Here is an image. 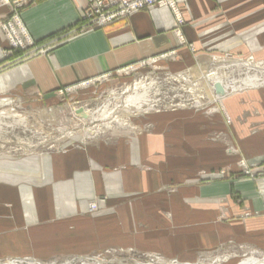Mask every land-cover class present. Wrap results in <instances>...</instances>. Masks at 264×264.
<instances>
[{"label": "crops", "instance_id": "obj_1", "mask_svg": "<svg viewBox=\"0 0 264 264\" xmlns=\"http://www.w3.org/2000/svg\"><path fill=\"white\" fill-rule=\"evenodd\" d=\"M87 9V0H0V96L49 105L152 64L179 75L215 55L264 58V0H179V18L149 8L98 29ZM12 25L45 50L13 55ZM244 91L224 99L226 122L161 112L142 121L150 131L111 142L0 157V262L117 252L199 264L225 250L264 254V90Z\"/></svg>", "mask_w": 264, "mask_h": 264}, {"label": "rangeland", "instance_id": "obj_2", "mask_svg": "<svg viewBox=\"0 0 264 264\" xmlns=\"http://www.w3.org/2000/svg\"><path fill=\"white\" fill-rule=\"evenodd\" d=\"M7 35L10 39L9 30H7ZM29 40V35L27 41L26 36L23 35V46L10 45L13 55L17 54L27 58L45 50V48L28 45ZM249 56L251 55L246 57L249 58ZM246 57L233 56L232 54L215 55L214 58H207L204 62L199 60L191 70L179 75L167 71L161 63L152 64L141 70L130 71L128 76L120 77L115 82L103 79L96 84L73 88L65 96H57L56 102L49 105L46 102L41 103L36 98L28 99L15 94L0 96V157L20 159L43 156L62 151L71 145L83 147L99 140L111 142L121 136L150 131L152 125L142 123L147 119L149 114L147 111L137 112L134 109L127 110L125 108L126 97L133 94L137 85H148L147 87H149L147 96L152 106H156V111H151V114L175 111L183 107L182 110L196 111L208 118L220 115L226 122L228 118L224 110L226 99L222 100L221 104L215 103L216 94H221L222 90L220 84L211 81L210 78L233 73L234 75L231 76L237 80H243L255 74L264 79V58L260 60L262 62L257 60L259 61L258 65L254 63L249 65L244 60ZM224 85L226 86V76ZM261 89L264 90V88ZM227 92L224 95L226 97L241 91L232 93L230 89H227ZM111 110H116V114H124L131 122L129 127L134 130L124 131L122 128L115 132L113 130L115 125H113V129L109 131H105V129L93 139L85 140V131L109 122L103 118L102 112ZM252 129V133H254L256 128ZM217 137L224 141L225 135L221 134ZM215 140L219 141L217 138ZM229 148L230 151L239 152L233 144ZM220 257L231 259L230 261L225 260L226 262L220 260L217 264H240L254 259L262 260L264 254L251 249H239L232 253H226L225 250L221 254L202 259L199 264H213L214 259ZM85 259L74 262L83 264L81 260H85L87 264H155L158 260L155 257L117 252L99 254ZM66 262L62 260L58 264ZM166 263H172V261Z\"/></svg>", "mask_w": 264, "mask_h": 264}, {"label": "bare ground", "instance_id": "obj_3", "mask_svg": "<svg viewBox=\"0 0 264 264\" xmlns=\"http://www.w3.org/2000/svg\"><path fill=\"white\" fill-rule=\"evenodd\" d=\"M218 59H220V58H218ZM261 59H262V57H261ZM244 60H245V62H248L249 65L252 64V63L258 65V62L260 61V60L257 61L258 59L254 58V57H249V58L246 57ZM260 62H262V61H260ZM231 75H234V74L233 73H230V74L226 73V75H217V76H212L210 78L211 81H214V82L220 84V89L222 90L221 94H218V93L216 94L217 96L214 99L215 100V103L216 102H221L222 100H224L226 98V96H224V95L226 94L227 89H230V91H232V93H236L238 91H243L245 89H261V88H264L263 87L264 86V79L262 77L259 78L258 77V74H255L254 76H248L247 78H245L243 80L242 79L241 80H237L236 78H234ZM225 76H226V86L224 85ZM147 86H145V85H137L136 88L134 89L133 94H131L130 96L126 97V101L125 100L124 101H125V108L127 110H129V109H132L133 110L134 109L137 112L147 111L149 113L148 114L149 116H152L153 115L150 112L151 111H156L155 110V107L156 106H154V105L152 106V104L150 102V99L147 96L148 95V91H149V87H147ZM217 88H215L216 92H218L217 91ZM182 108L179 109V110H182ZM115 111L116 110H111L110 112H108V111L102 112L103 118L105 120H108L109 122L106 121L107 123L105 125H101L100 127H97L95 129H90V130L85 131V133H86L85 140L86 139H93L97 135L101 134L103 132V130H105V129H106L105 131H109V130L113 129V125H115L114 126V129H113L115 132L117 130H119V129L122 130V128H123L124 131L134 130V129H132V127H129L131 125V122L127 120L126 116L124 114H121V115L118 114V113L116 114ZM143 122H144V120H143ZM85 260H81V262L83 264H87L86 261H88V260H86V261ZM19 261H17V260L16 261L11 260V261H8L6 263H1V264H43V263L35 262L34 260H19ZM74 261L75 260H70V261H67L64 264H76ZM52 264H57V263H52ZM155 264H167V263L166 262L157 261V262H155ZM240 264H264V257H263L262 260H256V259H254V260H249V261H246V262H243V263H240Z\"/></svg>", "mask_w": 264, "mask_h": 264}, {"label": "built area", "instance_id": "obj_4", "mask_svg": "<svg viewBox=\"0 0 264 264\" xmlns=\"http://www.w3.org/2000/svg\"><path fill=\"white\" fill-rule=\"evenodd\" d=\"M87 2L88 9L84 20L90 24L91 29L103 28L149 8H168L179 18V0H87ZM179 22L182 23L180 19ZM9 31V38L11 39L9 40L15 47L23 46L21 36L25 35L26 41L28 40V35L24 30L22 33H18L13 27ZM30 42L31 40L27 44ZM239 165L248 176L254 177L260 173L264 174V169L256 175L252 169L246 167L244 162H240ZM92 210H95V207H92Z\"/></svg>", "mask_w": 264, "mask_h": 264}]
</instances>
